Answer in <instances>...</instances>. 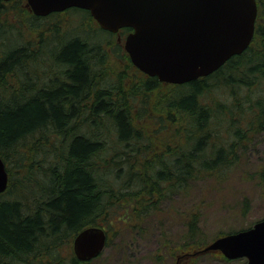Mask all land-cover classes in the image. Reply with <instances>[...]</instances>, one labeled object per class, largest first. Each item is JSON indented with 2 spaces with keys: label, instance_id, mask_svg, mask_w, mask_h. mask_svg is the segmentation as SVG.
<instances>
[{
  "label": "trees",
  "instance_id": "16d2710c",
  "mask_svg": "<svg viewBox=\"0 0 264 264\" xmlns=\"http://www.w3.org/2000/svg\"><path fill=\"white\" fill-rule=\"evenodd\" d=\"M256 3L250 45L207 77L163 85L125 52L142 75L129 92L142 94V115L132 112L120 84L99 73L97 40L54 33L31 12L26 23L36 42H19L17 21L25 9L13 15L16 22L0 23L9 33L0 41V158L8 174L0 194V264H93L71 252L84 228H104L108 246L111 231L143 232L164 217V204L187 198L199 181L224 186L238 175L253 178L243 175V159L264 135V0ZM5 6L0 1V18ZM74 10L95 23L89 12ZM163 86L172 89L161 92V107L150 116L146 98ZM151 117L155 127L148 131ZM256 181L264 186V168ZM197 205L178 215L186 227L183 255L207 246Z\"/></svg>",
  "mask_w": 264,
  "mask_h": 264
},
{
  "label": "water",
  "instance_id": "95a60500",
  "mask_svg": "<svg viewBox=\"0 0 264 264\" xmlns=\"http://www.w3.org/2000/svg\"><path fill=\"white\" fill-rule=\"evenodd\" d=\"M10 1V0H0ZM31 12L44 17L70 8L86 10L107 32L128 28L124 50L134 67L161 83L182 85L211 75L250 45L257 18L256 0H27ZM8 185L0 158V194ZM107 233L87 227L72 241L80 262L97 258ZM218 251L227 260L264 264V219L226 234L202 252Z\"/></svg>",
  "mask_w": 264,
  "mask_h": 264
},
{
  "label": "rangeland",
  "instance_id": "374dc122",
  "mask_svg": "<svg viewBox=\"0 0 264 264\" xmlns=\"http://www.w3.org/2000/svg\"><path fill=\"white\" fill-rule=\"evenodd\" d=\"M23 9L27 12H19V14L24 20L17 21L20 32H18L19 42L27 43L29 41L30 44H33L36 42L38 34H28L31 31L27 29L28 22L26 23V21L29 19L31 11L27 2L24 4L20 2L7 4L4 8L6 15L0 18V23L3 24L4 20L16 22L13 15ZM45 26L54 33L61 32L63 35L71 38L78 36L86 38L89 43L96 44V40L100 42L103 57L101 60L102 68L98 70L99 73L114 86L120 84L124 93L121 95L127 98L129 105L132 107V112L142 115V109H140L142 107V94L135 96L129 94L130 86L135 82L142 81V75L131 68L126 59L124 50L126 34L114 33L110 35L107 31L98 30L96 23L90 22L85 12L74 10V8L66 10L61 15L45 19L43 27ZM8 34L5 28L2 29L0 31V41L2 39V42H4L3 39L6 35L8 37ZM49 38L46 37V41ZM32 46L30 45V47ZM0 47L2 50L3 46L1 44ZM1 50L0 58L2 57ZM171 89L169 86H163L159 90L151 92L149 97L146 98L147 103L143 106L146 113H149L150 116L155 115L156 109L161 107L164 95L161 92L167 93ZM227 97L228 95L225 92L218 99L222 100V102H227ZM153 120L154 118L149 119L150 123L147 125L148 131L155 127L152 125ZM147 122L146 119L145 124ZM247 151V154L244 155L245 159H243L247 165L244 168L246 174L243 175L246 176V179L249 176H253V178L244 180L239 179L238 175L233 182L224 184V186H214V182L209 180L199 181L193 186L187 198L177 200L175 204L169 202L164 204V217L161 220L160 218L151 220L147 225H144L143 232L142 228L140 232L128 230L118 234V232L114 233L111 231L109 245L93 261V264L244 263V259L225 262L220 258L222 254L218 251H208L198 254L190 252L187 255H183L186 227L178 215L188 210L191 204L195 202L199 204L197 205V208H199L197 212L201 216L199 223L200 238L205 241L206 245L230 231L252 226L257 221L264 219V186L262 187L255 183L257 182L258 171L264 168V135L257 137ZM245 199L247 211L242 213ZM70 248L72 252V245Z\"/></svg>",
  "mask_w": 264,
  "mask_h": 264
},
{
  "label": "flooded vegetation",
  "instance_id": "af4514ba",
  "mask_svg": "<svg viewBox=\"0 0 264 264\" xmlns=\"http://www.w3.org/2000/svg\"><path fill=\"white\" fill-rule=\"evenodd\" d=\"M12 1V0H11ZM11 1H8V2H2V4H4V5H7L8 3H11ZM66 11V10H65ZM65 11H61V12H54V13H51V14H49V15H47V16H44V17H42V18H45V19H47V18H49V17H51V16H55V15H61V14H63V12H65ZM90 15V14H89ZM92 18V17H91ZM94 21V20H93ZM96 23V22H95ZM97 24V23H96ZM97 26H98V24H97ZM99 27V26H98ZM99 29H101L100 27H99ZM102 30V29H101ZM121 31H122V29H120L118 32H116V34L117 33H121ZM112 34V33H111Z\"/></svg>",
  "mask_w": 264,
  "mask_h": 264
},
{
  "label": "bare ground",
  "instance_id": "6f19581e",
  "mask_svg": "<svg viewBox=\"0 0 264 264\" xmlns=\"http://www.w3.org/2000/svg\"><path fill=\"white\" fill-rule=\"evenodd\" d=\"M52 63V62H51ZM19 64V63H18ZM49 68V67H48ZM43 72V71H42ZM48 73V72H47ZM23 79V78H22ZM25 79V78H24ZM45 83V82H44Z\"/></svg>",
  "mask_w": 264,
  "mask_h": 264
}]
</instances>
